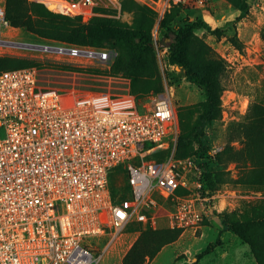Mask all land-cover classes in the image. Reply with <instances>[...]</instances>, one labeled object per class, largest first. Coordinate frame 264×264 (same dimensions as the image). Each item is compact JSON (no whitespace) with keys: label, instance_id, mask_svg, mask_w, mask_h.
<instances>
[{"label":"built area","instance_id":"obj_1","mask_svg":"<svg viewBox=\"0 0 264 264\" xmlns=\"http://www.w3.org/2000/svg\"><path fill=\"white\" fill-rule=\"evenodd\" d=\"M28 1L87 23L106 11L120 14L128 0ZM190 1L210 3H153L161 19ZM258 6L264 36V0ZM5 13L0 0V34L11 28ZM41 52L97 64L117 58L113 50L65 44ZM147 99L142 104L110 89L49 87L37 68L0 74V264H99L133 224L157 230L164 219L165 229L182 233L201 227L212 211L202 194V169L194 157L176 155L181 135L170 94ZM158 152L166 153L145 162ZM119 167L129 191L115 202L109 179ZM89 239L105 242L103 252L86 244Z\"/></svg>","mask_w":264,"mask_h":264},{"label":"rangeland","instance_id":"obj_2","mask_svg":"<svg viewBox=\"0 0 264 264\" xmlns=\"http://www.w3.org/2000/svg\"><path fill=\"white\" fill-rule=\"evenodd\" d=\"M138 1L139 4L150 7L157 14V19H160L159 5L153 3L156 0ZM259 2L260 0H251L248 14L240 21L237 20L239 12L224 0H212L205 7L191 1L182 5L181 19L192 22L202 20L211 24L212 29H225L220 37L213 36L207 42L224 61L226 69L222 76L224 91L220 97V115L205 127L201 142L208 149L202 156V161L210 162L207 171L221 170L228 174L224 178L226 183L219 186L210 197L208 205L212 207V211L201 227L196 232L181 235L148 264H192L197 255L209 245L217 243L213 252L201 259L199 264H256L248 247L240 243L218 215H242L248 207L264 204V174L253 173L255 167L264 164V36ZM51 10L55 12L56 7H51ZM102 14L103 18H115L129 26L133 21L132 12L127 10H121L120 14L115 10ZM158 29V25H155L152 31L155 40L159 35ZM13 43L36 46H57L64 43L42 40L13 27L0 34V56L36 60L40 63L36 68L46 86L75 85L88 90L110 89L115 94L133 95L130 79L121 74L111 75L112 66L118 61L97 64L85 60L60 59L41 51L11 46ZM215 47L219 48L218 52ZM86 48L99 49L92 46ZM111 49L115 50L110 47L99 50ZM157 54L165 91L171 96L180 135H183L181 124L184 122L190 126L196 119L197 105L205 100L204 89L180 78L178 70L168 65L166 50L158 45ZM147 102L148 99L141 103ZM140 112L143 113V110L140 109ZM256 114L258 117L255 118ZM252 119L256 120L252 122ZM228 147L231 149H227ZM188 151L193 156L199 151L196 140L191 143ZM160 155L163 152L146 158L145 162ZM121 169L119 167L111 171V185H116ZM138 237L139 233L134 232H127L119 237L106 250L99 264H123L125 255ZM91 243L103 252L105 242L100 243L94 239L86 241V244Z\"/></svg>","mask_w":264,"mask_h":264},{"label":"trees","instance_id":"obj_3","mask_svg":"<svg viewBox=\"0 0 264 264\" xmlns=\"http://www.w3.org/2000/svg\"><path fill=\"white\" fill-rule=\"evenodd\" d=\"M3 1L6 20L13 28L22 29L42 40L71 46L115 49L113 51L117 53V58L114 62H118L112 66L111 75L121 74L130 79L131 93L139 103L150 96L165 92L157 45L165 49L168 65L178 70L180 78L202 87L205 94V100L197 105L196 119L190 126L185 125L184 122L181 124L183 135L181 134L178 141L176 155L181 158L191 156L196 159L202 169L203 196L212 197L216 189L226 183L224 178L228 173L225 171H207L210 162L202 161V156L208 149L203 147L201 142L205 127L220 115V97L224 91L222 76L226 65L213 48L196 33L197 30L203 29L212 36L220 37L222 30L225 29H212L202 20L192 22L181 19L182 5L172 6L161 19H157V14L150 7L141 5L135 0H128L121 10L132 12L133 21L129 26L109 17H93L84 23L80 17L61 15L50 11L41 3L28 0ZM224 1L239 12L238 21L249 12L251 0ZM155 25L159 28L156 40L152 33ZM39 66L40 63L33 59L0 56V74ZM254 117H258V114ZM254 120L256 119H252V122ZM194 140L199 144V151L193 156L189 155L188 148ZM165 153L163 152V155ZM254 170L255 175L264 174V164H259ZM110 188L115 202L127 197L129 187L126 184L124 171H119L116 185L110 184ZM179 193L183 192L179 191ZM212 214L214 215V212ZM218 216L240 243L248 247L255 263L264 264V204L250 206L242 215L223 213ZM126 231L137 232L139 237L125 255L123 264H148L166 246L176 242L182 235L180 230H152L141 224H133ZM217 246L218 243L209 245L196 256V261L192 264H199L200 260L210 255Z\"/></svg>","mask_w":264,"mask_h":264},{"label":"crops","instance_id":"obj_4","mask_svg":"<svg viewBox=\"0 0 264 264\" xmlns=\"http://www.w3.org/2000/svg\"><path fill=\"white\" fill-rule=\"evenodd\" d=\"M212 0H210V2H211ZM239 16V15H238ZM207 24L209 25V26H211V24H209L208 22H207ZM198 31L200 32V33H198ZM197 35L198 36H200L203 40H205L206 42H209V40H211L212 38H213V36L211 35V34H209L206 30H203V29H199V30H197ZM215 50L218 52L219 51V48H217V47H215ZM166 225H167V222H166V220H164V219H161L160 220V226H161V229H165V227H166ZM125 233H127V231H125L122 235H124ZM134 233H137V232H134ZM183 234H185V233H182V235ZM121 235V236H122ZM120 236V237H121ZM166 248V247H165ZM165 248L159 253V255L165 250Z\"/></svg>","mask_w":264,"mask_h":264},{"label":"water","instance_id":"obj_5","mask_svg":"<svg viewBox=\"0 0 264 264\" xmlns=\"http://www.w3.org/2000/svg\"><path fill=\"white\" fill-rule=\"evenodd\" d=\"M48 9L50 11H52L50 7H48ZM10 45L14 46V47L22 48V49H29V50H36V51H42V49H43V46H36V45H31V44H17V43H13V44H10Z\"/></svg>","mask_w":264,"mask_h":264},{"label":"bare ground","instance_id":"obj_6","mask_svg":"<svg viewBox=\"0 0 264 264\" xmlns=\"http://www.w3.org/2000/svg\"><path fill=\"white\" fill-rule=\"evenodd\" d=\"M52 1V0H51ZM52 7V6H51Z\"/></svg>","mask_w":264,"mask_h":264}]
</instances>
